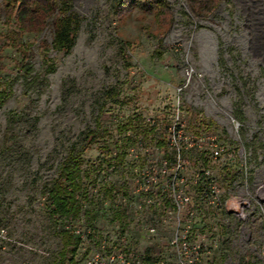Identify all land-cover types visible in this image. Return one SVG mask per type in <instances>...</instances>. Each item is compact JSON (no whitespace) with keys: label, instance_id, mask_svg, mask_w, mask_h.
<instances>
[{"label":"rangeland","instance_id":"obj_1","mask_svg":"<svg viewBox=\"0 0 264 264\" xmlns=\"http://www.w3.org/2000/svg\"><path fill=\"white\" fill-rule=\"evenodd\" d=\"M69 2L77 36L70 51H59L55 17L24 20L0 0V264H57L61 238L42 190L88 129L98 132L82 167L92 199L89 214L69 226L82 240L65 264H85L101 248L160 257L174 223L157 207L138 211L135 193L173 152L144 126L167 127L177 106L189 122L181 139L216 137L202 147L177 142L191 207L203 219L198 234L219 241L199 264H264V0ZM203 168L224 201L242 199L240 217L199 198L194 174ZM167 179L149 194L159 197ZM113 183L116 194L106 192ZM146 224L158 227L156 236Z\"/></svg>","mask_w":264,"mask_h":264},{"label":"built area","instance_id":"obj_2","mask_svg":"<svg viewBox=\"0 0 264 264\" xmlns=\"http://www.w3.org/2000/svg\"><path fill=\"white\" fill-rule=\"evenodd\" d=\"M191 74V70H188ZM173 116L168 126V145L174 150L175 162L169 166L167 160L163 166L152 167L148 171V184H139L136 188L135 205L138 211H143L148 206L157 207L163 213L164 221L172 220L174 227L167 246L162 248L160 257L154 253L148 256L136 252L128 253L124 250L106 251L101 248L95 250L86 260L85 264H199L202 256L210 255L219 248V241L208 235L198 234V228L203 223L200 210L191 207L192 196L185 189V179L182 176L183 165L181 164V148L178 141H191L196 146L202 147L207 140L216 141L213 135L195 138L185 136L181 139L184 126L189 122L184 119L181 106L173 110ZM150 121V120H149ZM193 141V142H192ZM177 158V161H176ZM160 176H168L167 183L161 187L159 197H154L152 188L157 186ZM195 183L198 185L199 198L209 206L231 210L236 216H241L243 202L237 196H232L228 201L222 199L221 187L218 185L213 172L209 168L198 170L194 174ZM149 183L153 184L149 191ZM179 184H182L179 186ZM144 185V186H143ZM148 193L145 197L141 195ZM145 231L150 237L157 234L158 227L154 224H146ZM0 236L5 237L6 231L0 230Z\"/></svg>","mask_w":264,"mask_h":264},{"label":"trees","instance_id":"obj_3","mask_svg":"<svg viewBox=\"0 0 264 264\" xmlns=\"http://www.w3.org/2000/svg\"><path fill=\"white\" fill-rule=\"evenodd\" d=\"M5 1L7 7H16L24 20L26 18L29 19L30 17H34L37 22L47 24L48 20L55 17L53 20L54 39L52 42V48L54 50L70 51L75 45L78 20L71 12L72 8L70 6V0H61V7L56 5L57 1L55 0ZM128 1L134 3L136 0H119L118 6L123 7ZM138 1L143 7L152 6V1H155L159 7L164 5L163 0ZM20 28L22 31L27 32V28L23 26H20ZM197 116L198 113H193L195 119ZM168 126L169 124L167 127L161 129L159 122L150 120L144 126V130L148 135H151V138L154 139L157 146H167L168 148H171L168 145L167 140ZM122 127L125 128L126 125L123 124ZM97 140V129H88L85 131L83 133L82 145L78 147L77 144H74L70 148L67 156L59 166L57 176L51 181L46 182L43 186L42 195L45 197V204L55 222V231L61 238V249L58 253L57 264L74 262L82 240V236L77 229L69 226H72L75 221L80 220L84 214H89L85 209V206L86 203L90 202L92 199L90 194L91 190L84 183L82 167L85 163V152L91 149L92 145L95 144ZM106 151L109 152V154H112V148H108ZM124 156L125 153L122 157ZM120 157L121 154L112 156L113 159H118ZM165 160H167L169 166L175 162L174 150L172 154L169 155L164 152V157L162 158L160 165L157 167H162ZM116 189V184L113 183L109 185V189H107L106 192L116 194ZM143 194L141 195L142 197H144ZM118 211V218L120 220H124L129 216L126 209Z\"/></svg>","mask_w":264,"mask_h":264}]
</instances>
